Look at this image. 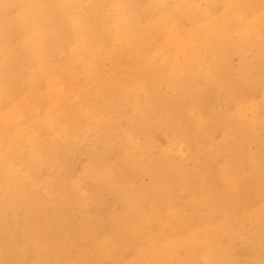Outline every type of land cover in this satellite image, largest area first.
<instances>
[{
  "label": "rangeland",
  "instance_id": "374dc122",
  "mask_svg": "<svg viewBox=\"0 0 264 264\" xmlns=\"http://www.w3.org/2000/svg\"><path fill=\"white\" fill-rule=\"evenodd\" d=\"M70 4L0 0V264H264V0Z\"/></svg>",
  "mask_w": 264,
  "mask_h": 264
},
{
  "label": "bare ground",
  "instance_id": "6f19581e",
  "mask_svg": "<svg viewBox=\"0 0 264 264\" xmlns=\"http://www.w3.org/2000/svg\"><path fill=\"white\" fill-rule=\"evenodd\" d=\"M20 3H22V2H24V1H27V4L29 3V5H30V8H31V10H32V14H33V23H34V26H35V28L37 29V32L36 33H34V34H31L32 36L31 37H33L32 38V40H40V38H41V36L43 35H41V32H42V28H46V23L48 22V19H49V15H51V13L50 12H42V9L44 8L43 7V5H46V3H49V2H52V0H18ZM55 2H56V4H58V5H60V6H62V5H64L65 3L68 5V3H71V4H73L74 2L76 3L77 1H79V0H54ZM115 1V0H114ZM122 1V0H121ZM220 1V0H219ZM255 1V0H254ZM86 2V1H85ZM217 2V1H216ZM222 2V1H221ZM248 2V1H247ZM45 3V4H44ZM110 3V2H109ZM126 3V2H125ZM165 3H167V2H165ZM249 3V2H248ZM247 3V4H248ZM70 4V5H71ZM91 4V3H90ZM155 4V3H154ZM161 4V3H160ZM160 4H159V6H160ZM168 4V3H167ZM217 4H219V3H217ZM10 5V4H9ZM26 5V4H25ZM55 5V4H54ZM185 5V4H184ZM73 6V5H72ZM254 6H255V4H254ZM71 7V6H70ZM125 7V6H124ZM151 7V6H150ZM166 7V6H165ZM188 7V6H187ZM60 8L62 9V7H59V10H60ZM69 8V7H68ZM185 8V7H184ZM234 8V7H233ZM242 8V7H241ZM17 9V8H16ZM47 9V8H46ZM56 9H57V7H56ZM206 9V8H205ZM209 9V8H208ZM44 10V9H43ZM58 10V11H59ZM149 10V9H148ZM157 10V9H156ZM193 10V9H192ZM207 10V9H206ZM22 11V10H21ZM57 11V10H56ZM66 11H67V9H66ZM65 11V12H66ZM77 11H78V8H77ZM93 11V10H92ZM138 11V10H137ZM136 11V12H137ZM150 11V10H149ZM230 11V10H229ZM27 12V11H26ZM61 12V11H60ZM127 12V11H126ZM153 12V11H152ZM204 12V11H203ZM233 12V11H232ZM237 12V11H236ZM242 12V11H241ZM19 13V12H18ZM23 13V12H22ZM188 13V12H187ZM201 13V12H200ZM212 13V12H211ZM244 13V12H243ZM246 13V12H245ZM24 14V13H23ZM56 14V13H55ZM157 14V13H156ZM189 14V13H188ZM210 14V13H209ZM227 14V13H226ZM120 15V14H119ZM134 15V14H133ZM186 15V14H185ZM245 15V14H244ZM243 15V16H244ZM54 16V15H53ZM59 16V15H58ZM86 16V15H85ZM85 16H84V18H85ZM123 16V15H122ZM149 16V15H148ZM52 17V16H51ZM71 17H73V16H71ZM83 17V16H82ZM138 17V16H137ZM236 17V16H235ZM240 17V16H239ZM1 18V17H0ZM4 18V17H3ZM48 18V19H47ZM150 18V17H149ZM47 19V20H46ZM79 19H81V17L79 18ZM241 19V18H240ZM4 19H2V21H3ZM9 20V19H8ZM169 20V19H168ZM199 20V19H198ZM23 21H25V20H23ZM47 21V22H46ZM74 21V20H73ZM157 21V20H156ZM167 21V20H166ZM170 21V20H169ZM181 21V20H180ZM185 21V20H184ZM168 22V21H167ZM228 22V21H227ZM230 22V21H229ZM249 22V21H248ZM5 23H6V19L4 20V22H2V23H0V29L3 27V26H5ZM49 23V22H48ZM53 23H55V22H53ZM129 24H130V22H129ZM128 24V25H129ZM163 24V23H162ZM246 24V23H245ZM29 25H30V23H29ZM127 25V24H126ZM17 26V25H16ZM48 26V25H47ZM52 26V25H51ZM161 26H163V25H161ZM166 26V25H165ZM252 26H254V25H252ZM8 27V26H7ZM96 27V26H95ZM127 27V26H126ZM168 27V26H167ZM178 27V26H177ZM205 27V26H204ZM165 28V27H164ZM195 28V27H194ZM4 29V27L2 28V30ZM14 29H15V27H14ZM73 29V28H72ZM146 29V28H145ZM200 29V28H199ZM224 29V28H223ZM222 29V30H223ZM2 30H0V31H2ZM32 30V29H31ZM57 30V29H56ZM171 30V29H170ZM198 30V29H197ZM261 30V29H260ZM111 31V30H110ZM118 31V30H117ZM129 31H131V30H129ZM165 31V30H164ZM178 31V30H177ZM252 31V30H251ZM8 32V31H7ZM81 32V31H80ZM125 32V31H124ZM184 32H185V30H184ZM193 32V31H192ZM195 32V31H194ZM45 33H47V32H45ZM61 33V32H60ZM114 33V32H113ZM160 33V32H159ZM222 33V32H221ZM2 34V33H1ZM48 34V33H47ZM54 34V33H53ZM158 34V33H157ZM196 34V33H195ZM20 35V34H19ZM44 35H46V34H44ZM63 35V34H62ZM87 35V34H86ZM96 35V34H95ZM119 35V34H118ZM125 35V34H124ZM127 35V34H126ZM159 35V34H158ZM170 35V34H169ZM178 35V34H177ZM177 35L175 36L176 38H177ZM2 36V35H1ZM11 36V35H10ZM58 36V35H57ZM64 36V35H63ZM134 36V35H133ZM171 37H172V35H170ZM184 36H186V35H184ZM218 36V35H217ZM43 38H44V36H42ZM59 37V36H58ZM117 37V36H116ZM127 37V36H126ZM262 37V36H261ZM9 38V37H8ZM43 38H41V39H43ZM49 38V37H48ZM199 38V37H198ZM14 39V38H13ZM115 39V38H114ZM133 39V38H132ZM229 39V38H228ZM5 40V39H4ZM22 40H23V38H22ZM31 40V41H32ZM97 40V39H96ZM238 40V39H237ZM21 41V40H20ZM60 41V40H59ZM118 41V40H117ZM122 41V40H121ZM120 41V42H121ZM129 41V40H128ZM171 41V40H170ZM201 41V40H200ZM236 41V40H235ZM234 41V42H235ZM251 41V40H250ZM37 42V41H36ZM52 42V41H51ZM61 42V41H60ZM102 42V41H101ZM217 42V41H216ZM224 42V41H223ZM227 42V41H226ZM229 42V41H228ZM262 42H264V41H262ZM29 43H30V41H29ZM34 42H32L31 44H33ZM45 43V42H44ZM95 43V42H94ZM93 43V44H94ZM115 43V42H114ZM126 42H124V44H125ZM218 43V42H217ZM8 44V43H7ZM6 44V45H7ZM59 44V43H58ZM215 44V43H214ZM227 44V43H226ZM3 45V44H2ZM9 45V44H8ZM38 45H39V43H38ZM45 45V44H44ZM64 45V44H63ZM87 45V44H86ZM132 45H133V43H132ZM1 46V45H0ZM53 46V45H52ZM60 46V45H59ZM58 46V47H59ZM6 47V46H5ZM4 47V48H5ZM186 47V46H185ZM3 48V49H4ZM220 48V47H219ZM233 48V47H232ZM48 49H49V47H48ZM85 49V48H84ZM106 49V48H105ZM261 49H262V46H261ZM6 50V49H5ZM42 50V49H41ZM40 50V51H41ZM60 50V49H59ZM128 50V49H127ZM210 50V49H209ZM221 50V49H220ZM4 52V50H1V47H0V54L2 53L3 54V52ZM9 51H11V50H9ZM8 51V52H9ZM44 51V50H43ZM79 51V50H78ZM111 51H113V50H111ZM132 51V50H131ZM227 51V50H226ZM12 52H13V50H12ZM130 52V51H129ZM206 52H207V50H206ZM211 52V51H210ZM259 52V51H258ZM61 53H62V51H61ZM75 53V52H74ZM87 53V52H86ZM117 53V52H116ZM220 53V52H219ZM228 53V52H227ZM15 54H16V52H15ZM91 54V53H90ZM109 54V53H108ZM111 54V53H110ZM201 54V53H200ZM211 54V53H210ZM217 54V53H216ZM43 55V54H42ZM57 55V54H56ZM172 55V54H171ZM10 56V55H9ZM16 56V55H15ZM55 56V55H54ZM61 56V55H60ZM85 56V55H84ZM211 56V55H210ZM217 56V55H216ZM260 56V55H259ZM44 57H46V56H44ZM43 57V58H44ZM199 57V56H198ZM36 58H38V57H36ZM103 58V57H102ZM132 58V57H131ZM136 58V57H135ZM91 59V58H90ZM49 60V59H48ZM201 60V59H200ZM210 60H211V58H210ZM219 60V59H218ZM72 61V60H71ZM134 61H136V60H134ZM209 61V60H208ZM15 62H16V60H15ZM30 62V61H29ZM7 63H9V62H7ZM52 63H53V61H52ZM98 63V62H97ZM213 63V62H212ZM4 64V63H3ZM45 64V63H44ZM100 64H101V62H100ZM251 64V63H250ZM18 65V64H17ZM53 65V64H52ZM5 66H7V65H5ZM146 66V65H145ZM202 66H204V64L202 65ZM207 66V65H206ZM210 66V65H209ZM219 66V65H218ZM217 66V67H218ZM246 66V65H245ZM11 67V66H10ZM89 67H90V65H89ZM201 67V66H200ZM214 67V66H213ZM256 67V66H255ZM260 67V66H259ZM51 68V67H50ZM64 68V67H63ZM132 68V67H131ZM135 68H136V66H135ZM182 68V67H181ZM250 68V67H249ZM38 69V68H37ZM141 69V68H140ZM180 69V68H179ZM223 69V68H222ZM248 69V68H247ZM1 70V69H0ZM16 70V69H15ZM14 70V71H15ZM50 70V69H49ZM81 70V69H80ZM100 70V69H99ZM103 70V69H102ZM145 70V69H144ZM183 70V69H182ZM190 70V69H189ZM260 70V69H259ZM142 71V70H141ZM211 71V70H210ZM261 71V70H260ZM51 72V71H50ZM96 72V71H95ZM128 72V71H127ZM145 72V71H144ZM151 72V71H150ZM178 72V71H177ZM183 72V71H182ZM259 72V71H258ZM3 73V72H2ZM48 73V72H47ZM73 73V72H72ZM99 73V72H98ZM130 73V72H129ZM205 73V72H204ZM207 73V72H206ZM226 73V72H225ZM11 74V73H10ZM75 74V73H74ZM87 74V73H86ZM214 74V73H213ZM217 74V73H216ZM215 74V75H216ZM245 74V73H244ZM95 75V74H94ZM100 75H101V73H100ZM143 75V74H142ZM180 75H181V72H180ZM187 75V74H186ZM225 75V74H224ZM247 75V74H246ZM37 76V75H36ZM107 76V75H106ZM111 76V75H110ZM178 76V75H177ZM176 76V77H177ZM199 76V75H198ZM201 76V75H200ZM2 77V76H1ZM43 77V76H42ZM45 77V76H44ZM104 78H105V76H103ZM117 77V76H116ZM141 77V76H140ZM144 77V76H143ZM184 77V76H183ZM26 78V77H25ZM135 78V77H134ZM181 78V77H180ZM189 78V77H188ZM228 78V77H227ZM7 79V78H6ZM45 79V78H44ZM245 79V78H244ZM259 79V78H258ZM1 80V79H0ZM37 80V79H36ZM57 80V79H56ZM119 80V79H118ZM124 80V79H123ZM131 80V79H130ZM142 80V79H141ZM203 80H205V79H203ZM227 80V79H226ZM232 80V79H231ZM16 81V80H15ZM138 81V80H137ZM159 81V80H158ZM215 81V80H214ZM224 81V80H223ZM261 81V80H260ZM39 82V81H38ZM110 82V81H109ZM175 82V81H174ZM205 82V81H204ZM226 82V81H225ZM106 83V82H105ZM138 83V82H137ZM205 83H208V82H205ZM12 84V83H11ZM154 84V83H153ZM222 84H223V82H222ZM242 84V83H241ZM145 85V84H144ZM158 85V84H157ZM218 85V84H217ZM14 86V85H13ZM108 86V85H107ZM111 86V85H110ZM203 86V85H202ZM32 87V86H31ZM136 87V86H135ZM185 87V86H184ZM217 87V86H216ZM220 87V86H219ZM224 87V86H223ZM21 88V87H20ZM73 88V87H72ZM104 88V87H103ZM148 88V87H147ZM151 88V87H150ZM177 88V87H176ZM251 88V87H250ZM15 89V88H14ZM33 89V88H32ZM111 89V88H110ZM192 89V88H191ZM130 90V89H129ZM148 90V89H147ZM178 90V89H177ZM197 90V89H196ZM14 91V90H13ZM201 91V90H200ZM5 92V91H4ZM3 92V93H4ZM177 92V91H176ZM180 92V91H179ZM182 92V91H181ZM206 92V91H205ZM105 93H107V91L105 92ZM185 93H187V92H185ZM11 94V93H10ZM69 94V93H68ZM71 94V93H70ZM108 94H110V93H108ZM139 94V93H138ZM157 94V93H156ZM66 95V94H65ZM234 95V94H233ZM99 96H100V94H99ZM150 96H152V95H150ZM173 96V95H172ZM182 96V95H181ZM194 96V95H193ZM192 96V97H193ZM1 97V96H0ZM108 97V96H107ZM127 97V96H126ZM131 97V96H130ZM147 97V96H146ZM149 97V96H148ZM188 97H190V96H188ZM204 97H205V95H204ZM98 98V97H97ZM170 98V97H169ZM174 98V97H173ZM178 98V97H177ZM184 98V97H183ZM115 99V98H114ZM200 99H202V98H200ZM206 99V98H205ZM243 99V98H242ZM102 100V99H101ZM150 100V99H149ZM208 100V99H207ZM181 101H182V99H181ZM1 102V101H0ZM126 102V101H125ZM142 102V101H141ZM205 102H208V101H205ZM24 103V102H23ZM102 104H103V102H101ZM107 103V102H106ZM113 103V102H112ZM140 103V102H139ZM150 103V102H149ZM183 103V102H182ZM199 104L201 103L200 101L198 102ZM28 104V103H27ZM109 104V103H108ZM153 104V103H152ZM168 104V103H167ZM2 105V104H1ZM16 105V104H15ZM30 105V104H29ZM70 105V104H69ZM73 105V104H72ZM102 106V105H101ZM107 106V105H106ZM130 106V105H129ZM193 106V105H192ZM25 107V106H24ZM1 108V107H0ZM34 108V107H33ZM66 108V107H65ZM136 108V107H135ZM165 108V107H164ZM179 108V107H178ZM81 109V108H80ZM129 109H130V107H129ZM132 109V108H131ZM137 109V108H136ZM147 109V108H146ZM158 109V108H157ZM180 109V108H179ZM27 110V109H26ZM62 110V109H61ZM152 110V109H151ZM151 110H150V112H151ZM161 110V109H160ZM181 110V109H180ZM29 111V110H28ZM110 111V110H109ZM155 111V110H154ZM191 111V110H190ZM5 112V111H4ZM34 112V111H33ZM149 112V111H148ZM147 112V113H148ZM170 112V111H169ZM178 112V111H177ZM201 112V111H200ZM3 113V112H2ZM11 113V112H10ZM24 113V112H23ZM67 113V112H66ZM100 113V112H99ZM146 113V114H147ZM179 113V112H178ZM83 114V113H82ZM86 114V113H85ZM136 114V113H135ZM201 114V113H200ZM7 115V114H6ZM25 115V114H24ZM30 115V114H29ZM59 115V114H58ZM153 115V114H152ZM170 115V114H169ZM196 115V114H195ZM5 116V115H4ZM18 116H20V115H18ZM14 117V116H13ZM63 117V116H62ZM71 117V116H70ZM30 118V117H29ZM72 118H74V117H72ZM171 118V117H170ZM23 119V118H22ZM43 119V118H42ZM199 120V119H198ZM69 121V120H68ZM71 121V120H70ZM77 121V120H76ZM101 121V120H100ZM103 121V120H102ZM154 121V120H153ZM1 122V121H0ZM15 122V121H14ZM203 122V121H202ZM209 122V121H208ZM59 123V122H58ZM146 123V122H145ZM177 123V122H176ZM181 123V122H180ZM206 123V122H205ZM38 124V123H37ZM182 124V123H181ZM229 124V123H228ZM80 125V124H79ZM149 125V124H148ZM158 125V124H157ZM162 125V124H161ZM239 125V124H238ZM48 126H50V125H48ZM53 126V125H52ZM81 126V125H80ZM172 126H174L173 124H172ZM182 126H183V124H182ZM181 126V127H182ZM88 127V126H87ZM144 127V126H143ZM154 127V126H153ZM165 127V126H164ZM15 128V127H14ZM145 128V127H144ZM177 128V127H176ZM184 128H186V127H184ZM184 128H183V130H184ZM201 128V127H200ZM4 129V128H3ZM23 129V128H22ZM26 129V128H25ZM152 129V128H151ZM154 129V128H153ZM202 129V128H201ZM17 130H18V128H17ZM54 130V129H53ZM74 130V129H73ZM172 130V129H171ZM186 130V129H185ZM4 131H6V130H4ZM21 131V130H20ZM49 131V130H48ZM139 131V130H138ZM201 131V130H200ZM207 131V130H206ZM257 131V130H256ZM208 132V131H207ZM56 133V132H55ZM136 133V132H135ZM17 134V133H16ZM35 134V133H34ZM75 134V133H74ZM5 135H6V133H5ZM11 135V134H10ZM18 135V134H17ZM70 135V134H69ZM186 135V134H185ZM3 136V135H2ZM40 137V136H39ZM44 137V136H43ZM70 137V136H69ZM185 138V137H184ZM200 137H198V139H199ZM6 139H8L7 137H6ZM14 139V138H13ZM38 139V138H37ZM56 139V138H55ZM64 139V138H63ZM130 139V138H129ZM62 140V139H61ZM65 140V139H64ZM213 140V139H212ZM11 141V140H10ZM175 141V140H174ZM188 141V140H187ZM16 142V141H15ZM58 142V141H57ZM65 142V141H64ZM66 142H68V141H66ZM21 143V142H20ZM5 144V143H4ZM18 145V144H17ZM51 145V144H50ZM181 145V144H180ZM19 146V145H18ZM139 146V145H138ZM173 146V145H172ZM50 147V146H49ZM45 148V147H44ZM180 148V147H179ZM9 149H11V148H9ZM58 149V148H57ZM62 149V148H61ZM185 149V148H184ZM133 150H134V148H133ZM8 151V150H7ZM31 151V150H30ZM141 151V150H140ZM235 151V150H234ZM2 152V154H4L5 152H3V151H1ZM10 152V151H9ZM13 152V151H12ZM12 152H11V154H12ZM36 152V151H35ZM52 152V151H51ZM50 152V153H51ZM142 152V151H141ZM217 152V151H216ZM237 152V151H236ZM259 152V151H258ZM15 153V152H14ZM137 153V152H136ZM188 153V152H187ZM233 153V152H232ZM189 154V153H188ZM5 155V154H4ZM4 155H3V157H4ZM9 155V154H8ZM215 155V154H214ZM148 156H149V154H148ZM152 157V156H151ZM6 158V157H5ZM11 157H9V159H10ZM1 159H2V157H1ZM6 159H8V157L6 158ZM9 159H8V161H9ZM35 159V158H34ZM182 159V158H181ZM2 160H4V159H2ZM49 160V159H48ZM128 160V159H127ZM6 161V160H5ZM5 161H4V164H5ZM126 161V160H125ZM3 162V161H2ZM15 162V161H14ZM26 162V161H25ZM130 162V161H129ZM133 162V161H132ZM1 163V162H0ZM7 163V162H6ZM152 163V162H151ZM8 164V163H7ZM36 164V163H35ZM154 164H156V163H154ZM20 165V164H19ZM32 165V164H31ZM167 165V164H166ZM187 165V164H186ZM230 165V164H229ZM1 166H2V164H1ZM4 166V165H3ZM7 166V165H6ZM96 166V165H95ZM154 166V165H153ZM177 166H178V164H177ZM5 167V166H4ZM119 167V166H118ZM155 167V166H154ZM176 167V166H175ZM2 168V167H1ZM51 168V167H50ZM93 168V167H92ZM135 169H137L136 167H134ZM7 169V168H6ZM35 169H37V168H35ZM131 169V168H130ZM167 169V168H166ZM175 169V168H174ZM106 170V169H105ZM181 170V169H180ZM30 171V170H29ZM111 171V170H110ZM114 171V170H113ZM119 171V170H118ZM125 171V170H124ZM130 171V170H129ZM193 171V170H192ZM175 172V171H174ZM234 172V171H233ZM26 173H28V172H26ZM34 174V173H33ZM157 174V173H156ZM155 174V175H156ZM176 174V173H175ZM185 174V173H184ZM7 175V174H6ZM19 175V174H18ZM28 175V174H27ZM85 175H87V174H85ZM121 175V174H120ZM160 175V174H159ZM234 175V174H233ZM35 176V175H34ZM116 177V176H115ZM155 177V176H154ZM9 178V177H8ZM14 178V177H13ZM29 178H30V176H29ZM21 179V178H20ZM91 179V178H90ZM162 179V178H161ZM186 179H188V178H186ZM186 179H185V182H186ZM49 180V179H48ZM117 180V179H116ZM129 180V179H128ZM18 181V180H17ZM53 181V180H52ZM92 181H93V178H92ZM98 181V180H97ZM23 182V181H22ZM56 182V181H55ZM111 182V181H110ZM151 182V181H150ZM62 183V182H61ZM123 183V182H122ZM47 184V183H46ZM233 184V183H232ZM25 185V184H24ZM140 185V184H139ZM49 186V185H48ZM22 187V186H21ZM73 187V186H72ZM76 187V186H75ZM97 187V186H96ZM134 187V186H133ZM29 188V187H28ZM195 188V187H194ZM233 188V187H232ZM67 190V189H66ZM65 190V191H66ZM108 190H110V189H108ZM58 191V190H57ZM64 191V190H63ZM102 191V190H101ZM116 191V190H115ZM56 192V191H55ZM93 192V191H92ZM108 192V191H107ZM143 192V191H142ZM229 192V191H228ZM86 193V192H85ZM103 193V192H102ZM127 193V192H126ZM160 193V192H159ZM230 193V192H229ZM57 194V193H56ZM110 194V193H109ZM257 194H258V192H257ZM256 194V195H257ZM84 195V194H83ZM6 197H5V199L6 200H12L13 201V198H11V197H9V196H7V195H5ZM52 196V195H51ZM58 196V195H57ZM86 196V195H85ZM126 196V195H125ZM227 196V195H226ZM235 196V195H234ZM56 198V197H55ZM73 198V197H72ZM40 199V198H39ZM70 199H71V197H70ZM83 199V198H82ZM220 199V198H219ZM259 199V198H258ZM4 200V199H3ZM74 200V199H73ZM139 200V199H138ZM8 201H4L5 203L6 202H8ZM9 201V202H10ZM38 201V200H37ZM57 201H58V199H57ZM69 201V200H68ZM157 201V200H156ZM170 201V200H169ZM19 202V201H18ZM62 202V201H61ZM71 202V201H70ZM126 202V201H125ZM128 202V201H127ZM159 202V201H158ZM234 202V201H233ZM246 202V201H245ZM261 202V201H260ZM15 203V202H14ZM124 203V202H123ZM230 203V202H229ZM251 203V202H250ZM2 204V203H1ZM8 204V203H7ZM45 204V203H44ZM71 204V203H70ZM136 204V203H135ZM139 204V203H138ZM248 204V203H247ZM35 205V204H34ZM94 205V204H93ZM154 205V204H153ZM170 205V204H169ZM231 205V204H230ZM81 206V205H80ZM243 206V205H242ZM249 206V205H248ZM26 207V206H25ZM35 207V206H34ZM68 207H69V205H68ZM101 207V206H100ZM143 207V206H142ZM138 208H141L140 206L138 207ZM34 209V208H33ZM168 209V208H167ZM30 210V209H29ZM60 210V209H59ZM63 210V209H62ZM68 210V209H67ZM134 210V209H133ZM136 210V209H135ZM31 211V210H30ZM54 211V210H53ZM56 211H58V210H56ZM81 211V210H80ZM147 211V210H146ZM159 211V210H158ZM161 211V210H160ZM25 212V211H24ZM23 212V213H24ZM61 212V211H60ZM67 212V211H66ZM256 212V211H255ZM22 213V214H23ZM136 213H138V212H136ZM21 214V213H20ZM67 214V213H66ZM69 214V213H68ZM41 215V214H40ZM62 215V214H61ZM60 215V216H61ZM144 215V214H143ZM147 215V214H146ZM44 216V215H43ZM47 216V215H46ZM58 216V215H57ZM138 216V215H137ZM157 216V215H156ZM45 217V216H44ZM168 217V216H167ZM54 218V217H53ZM158 218V217H157ZM165 218H166V216H165ZM6 219V218H5ZM14 219V218H13ZM48 219V218H47ZM65 219V218H64ZM86 219H87V217H86ZM85 219V220H86ZM91 219V218H90ZM128 219V218H127ZM130 219V218H129ZM124 220V219H123ZM4 221V220H3ZM2 221V222H3ZM58 221V220H57ZM60 221V220H59ZM158 221V220H157ZM102 223V222H101ZM116 223V222H115ZM22 224V223H21ZM45 224V223H44ZM82 224V223H81ZM13 225V224H12ZM260 225V224H259ZM43 226H46V225H43ZM83 226V225H82ZM125 226V225H124ZM130 226V225H129ZM30 227V226H29ZM54 227V226H53ZM62 227V226H61ZM85 227V226H84ZM103 227V226H102ZM50 228H52V227H50ZM87 228V227H86ZM85 228V229H86ZM101 228V227H100ZM48 229V228H47ZM38 230V229H37ZM88 230V229H87ZM96 230H98V229H96ZM95 230V231H96ZM10 231V230H9ZM32 231V230H31ZM90 231V230H89ZM231 231V230H230ZM38 232V231H37ZM36 232V233H37ZM66 232V231H65ZM93 232V231H92ZM110 232V231H109ZM112 232V231H111ZM233 232V231H232ZM235 232V231H234ZM7 233V232H6ZM121 233V232H120ZM123 233V232H122ZM62 234V233H61ZM36 235V234H35ZM91 235V234H90ZM1 236V235H0ZM34 236V235H33ZM123 236V235H122ZM234 236V235H233ZM60 237V236H59ZM81 237V236H80ZM125 238V237H124ZM153 238V237H152ZM34 240V239H33ZM32 240V241H33ZM262 240H264V239H262ZM68 242V241H67ZM48 243V242H47ZM84 243V242H83ZM33 244V243H32ZM36 244V243H35ZM63 244V243H62ZM37 245H39V243L37 244ZM55 245V244H54ZM59 245V244H58ZM3 246V245H2ZM1 246V247H2ZM6 246V245H5ZM258 246V245H257ZM68 247H70V246H68ZM35 248H36V245H35ZM44 248V247H43ZM253 248V247H252ZM61 249V248H60ZM213 249H214V247H213ZM36 250H37V248H36ZM64 250V249H63ZM257 250V249H256ZM39 252V251H38ZM65 252V251H64ZM211 252V251H210ZM210 252L208 253V255L210 254ZM12 253V252H11ZM24 253V252H23ZM25 254V253H24ZM60 254V253H59ZM10 255V254H9ZM47 256V255H46ZM120 256V255H119ZM255 256V255H254ZM40 257V256H39ZM59 257V256H58ZM17 258V257H16ZM23 258V257H22ZM210 258V257H209ZM26 259V258H25ZM39 259V258H38ZM7 260V259H6ZM36 260V259H35ZM42 260V259H41ZM30 261V260H29ZM43 261V260H42ZM31 262V261H30ZM33 262V261H32ZM41 262V261H40ZM0 263H1V261H0ZM4 263V262H3ZM17 263H19V262H17ZM79 263V262H78ZM223 263V262H222ZM10 264V263H9ZM20 264V263H19ZM45 264V263H44ZM83 264H85V263H83ZM89 264V263H88ZM145 264V263H144Z\"/></svg>",
  "mask_w": 264,
  "mask_h": 264
}]
</instances>
